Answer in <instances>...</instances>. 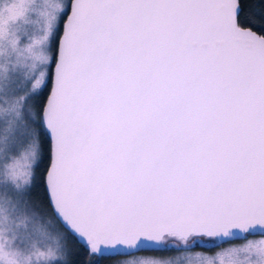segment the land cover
<instances>
[{
    "label": "snow or ice",
    "instance_id": "1",
    "mask_svg": "<svg viewBox=\"0 0 264 264\" xmlns=\"http://www.w3.org/2000/svg\"><path fill=\"white\" fill-rule=\"evenodd\" d=\"M264 264V0H0V264Z\"/></svg>",
    "mask_w": 264,
    "mask_h": 264
},
{
    "label": "trees",
    "instance_id": "2",
    "mask_svg": "<svg viewBox=\"0 0 264 264\" xmlns=\"http://www.w3.org/2000/svg\"><path fill=\"white\" fill-rule=\"evenodd\" d=\"M102 264H111V262L110 261H104V262H102Z\"/></svg>",
    "mask_w": 264,
    "mask_h": 264
}]
</instances>
